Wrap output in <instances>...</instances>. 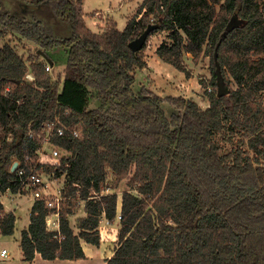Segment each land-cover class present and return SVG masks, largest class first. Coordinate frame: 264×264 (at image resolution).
Returning a JSON list of instances; mask_svg holds the SVG:
<instances>
[{
	"label": "trees",
	"instance_id": "trees-1",
	"mask_svg": "<svg viewBox=\"0 0 264 264\" xmlns=\"http://www.w3.org/2000/svg\"><path fill=\"white\" fill-rule=\"evenodd\" d=\"M82 1L20 0L66 24L65 38L40 20L0 11L1 36L38 48L24 59L10 43L0 46V193L19 190L10 169L38 147L29 130L57 115L81 127L80 138H54L65 153L55 167V177H65L59 231L45 227L56 209L35 200L20 233L23 260L83 259L80 241L99 246L101 219L119 216L105 264H264V0H142L122 30L108 21L96 31L83 20ZM150 24L158 25L150 35L168 32L158 58L185 76L184 54H207L215 67L216 52L229 94L217 97L215 70L206 108L137 94L147 40L140 52L129 42ZM56 47L66 64L53 80L40 53L50 60ZM92 97L100 105L89 109ZM126 178L119 200L114 190ZM80 201L86 215L75 232L69 217ZM15 220L0 202V235H12Z\"/></svg>",
	"mask_w": 264,
	"mask_h": 264
},
{
	"label": "rangeland",
	"instance_id": "rangeland-1",
	"mask_svg": "<svg viewBox=\"0 0 264 264\" xmlns=\"http://www.w3.org/2000/svg\"><path fill=\"white\" fill-rule=\"evenodd\" d=\"M98 1L100 0H93L90 1L89 4L87 3L89 10H94L91 12V14H87L86 16V23L91 26L92 30L98 29V27L103 25V23L114 20L116 25H118V28L122 30V27L126 26V22L134 14H136L139 4L142 0H111V3L106 4L104 7H102V4H99ZM20 4V0H0V11H9L11 13L15 12L28 21L40 20L46 25L51 26L54 30L55 36L58 38H65L69 35L70 28L61 21L55 20L53 17H51L50 13H48L45 8L41 7L38 8L39 10L37 9L35 11L31 7L25 8ZM167 34V31H158L157 33L148 37L146 41V47L141 52L144 61H146V67L139 71L137 70L135 73V92L139 94L142 89H145L146 91H150L159 97H183L193 100L201 108H206L209 104L208 93H211L214 90V86L211 84V82L213 81L212 74L215 70V67L211 63V59H209L207 54H203L193 61L189 54H184L183 60L185 61V65L189 71V75L185 76L182 72L175 70L173 67L163 62L156 55V50L159 48L160 44L163 41H168ZM18 38H20L19 35L7 34L5 36H1L0 34V46H2L3 43L8 42L12 46L17 47V51L24 59L32 57L38 48L33 42H28L24 38ZM49 56L53 63L50 71L48 72L51 76V79L55 80L58 75H60L62 79L63 75L61 74L63 73L66 64L65 49L63 47H56L52 52H50ZM216 78H214L215 82ZM203 83L206 84L205 87H202ZM260 94L264 101V91H262ZM90 99L91 100L88 105L89 109L97 108L100 105V100L98 98L92 97ZM61 154L65 155L64 152H61ZM110 179L111 178L109 177L108 181H110ZM128 181L129 178H126V180H123L114 190V192L118 195V199L121 197L123 192L129 190ZM64 184V176L55 178L51 184L52 190H62ZM1 200L3 202L4 210L6 212L13 211V214H15L16 218L13 234L10 236L0 235V251L5 249L9 254L7 259L3 258L5 260L0 261V264H6L7 261L16 260L21 255L22 250L19 246L20 233L28 225L30 206L32 202L31 199L25 194H20L17 196L3 194L1 195ZM15 205L17 207H15ZM83 206L84 202L80 201L75 209V215L73 214L72 217H69V219L71 218L69 220V225L74 229L75 232L78 231V229L75 227L78 219L83 215H86L84 214L85 212ZM77 212L79 215H76ZM115 220L119 219L116 217ZM116 228L117 226H115V224L114 226H110L108 228V223L104 218H102L99 223L100 232L103 234L102 244H105L103 247L107 252L113 250L117 245ZM21 264L28 263L24 262Z\"/></svg>",
	"mask_w": 264,
	"mask_h": 264
},
{
	"label": "built area",
	"instance_id": "built-area-1",
	"mask_svg": "<svg viewBox=\"0 0 264 264\" xmlns=\"http://www.w3.org/2000/svg\"><path fill=\"white\" fill-rule=\"evenodd\" d=\"M50 69L49 65L45 68L47 72ZM25 78L30 82L33 80V76L30 74H27ZM28 135L38 143V147L32 155H27L21 162H17L14 173L20 187L16 195L25 194L33 202L41 200L44 201L48 209H56L45 217V227L50 232H57L59 231L58 212L63 196L61 189L54 191L51 184L56 178L55 167L57 160L63 156L61 154L63 150L54 142V138H80L81 127L80 124H76L69 128L57 115L51 121H45L39 127L29 130ZM8 255L5 249L1 250L2 258H6Z\"/></svg>",
	"mask_w": 264,
	"mask_h": 264
},
{
	"label": "crops",
	"instance_id": "crops-1",
	"mask_svg": "<svg viewBox=\"0 0 264 264\" xmlns=\"http://www.w3.org/2000/svg\"><path fill=\"white\" fill-rule=\"evenodd\" d=\"M90 1H93V0H83L82 1V10H83V20L84 22L86 23V16L87 14H91L92 11H94L93 9L89 10V8L87 7V3L89 4ZM99 4H102V7H104L106 4H109L111 3V0H100L98 1ZM105 3V4H103ZM115 22V20H114ZM116 23V22H115ZM87 26H89L87 23H86ZM91 28V26H89ZM125 27V26H124ZM122 27V28H124ZM92 29V28H91ZM119 29V28H118ZM120 30V29H119ZM93 31H96V30H93ZM4 194H10L12 196L16 195V194H12L10 192H6ZM1 195H3L1 193ZM1 195H0V202L3 206V202L1 200ZM17 196V195H16ZM120 200V199H119ZM118 200V202H119ZM33 203V201H31ZM31 203V205H32ZM15 207H17L15 205ZM31 207V206H30ZM119 207V206H118ZM120 209V207H119ZM119 209H118V213H119ZM4 210V208H3ZM6 212V211H5ZM12 213H14L13 211H10ZM85 212V211H84ZM8 213V212H7ZM85 214V213H84ZM15 215V214H14ZM73 215V214H72ZM75 215V214H74ZM76 215H79L78 212L76 213ZM85 215H83L82 217H84ZM72 217V216H71ZM118 218V217H117ZM71 219V218H70ZM69 219V220H70ZM29 223V222H28ZM117 226L116 230L118 232L119 228H120V225H119V220H114L112 223H109L108 224V228L111 226ZM27 227V226H26ZM98 231H99V237H100V240H99V246H96L94 244H87L85 243L84 241H80V245H82V249H83V252H84V255L85 257L83 259H76V260H73V261H68V260H60V259H55L53 261H48V260H44L40 254H36L34 259L30 262H27L28 264H105V260L106 259H109L110 256L113 254L114 252V249L113 250H110L109 252H107L106 250H104V243L102 244V241H103V234H101L100 232V229L98 228ZM104 250V251H103ZM1 252V251H0ZM106 252V253H105ZM9 257V255L5 258L7 259ZM3 259L1 256H0V261L1 260H5ZM23 260V253L21 252V255L19 256V258H17L16 260H13V261H7L6 264H11V263H14V264H21V263H24L26 261ZM3 263V262H2Z\"/></svg>",
	"mask_w": 264,
	"mask_h": 264
},
{
	"label": "water",
	"instance_id": "water-1",
	"mask_svg": "<svg viewBox=\"0 0 264 264\" xmlns=\"http://www.w3.org/2000/svg\"><path fill=\"white\" fill-rule=\"evenodd\" d=\"M158 25L156 24H150L147 26V28L140 33V35L135 38L134 40L129 42V47L131 48L132 51L134 52H140L143 45L145 44V41L149 37L150 33L157 29ZM40 53V52H39ZM40 55L46 60V62L50 65H52L51 59H47L44 54L41 52ZM216 52L214 53V59H215V77L216 78V95L217 97H223L229 94V89L226 87L224 78L221 76L220 69H219V64L216 59ZM17 167V162L13 163L10 172L14 173Z\"/></svg>",
	"mask_w": 264,
	"mask_h": 264
}]
</instances>
